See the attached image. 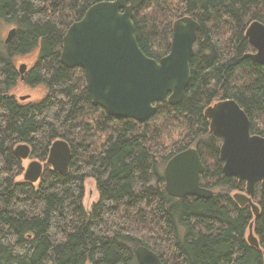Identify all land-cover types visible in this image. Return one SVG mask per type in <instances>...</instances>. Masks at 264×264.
Returning <instances> with one entry per match:
<instances>
[{
	"label": "trees",
	"instance_id": "1",
	"mask_svg": "<svg viewBox=\"0 0 264 264\" xmlns=\"http://www.w3.org/2000/svg\"><path fill=\"white\" fill-rule=\"evenodd\" d=\"M111 1L0 0V23L16 29L0 44V264H139L140 247L163 264H264V193L254 200L257 217L236 203L246 185L224 174L221 139L205 116L234 100L252 135L264 137V66L246 37L251 23L264 24V0H148L135 11L138 45L155 60L170 53L175 21L188 16L201 25L183 102L158 104L144 124L94 107L83 71L61 62L70 26ZM34 54L22 80L17 62ZM22 85L42 89L40 99L20 101ZM163 124L174 126L175 142L161 141ZM58 140L72 149L66 175L46 165ZM21 144L45 165L37 184L20 180ZM190 148L206 165L202 183L215 192L209 200L166 191L168 162ZM89 178L99 193L90 213L83 205ZM251 225L260 248L248 242Z\"/></svg>",
	"mask_w": 264,
	"mask_h": 264
},
{
	"label": "water",
	"instance_id": "2",
	"mask_svg": "<svg viewBox=\"0 0 264 264\" xmlns=\"http://www.w3.org/2000/svg\"><path fill=\"white\" fill-rule=\"evenodd\" d=\"M147 0H115L101 2L87 10L84 17L72 24L63 39L61 62L69 69H81L94 107L117 120L147 123L158 112V104L167 101L180 105L191 80V61L195 56L200 24L191 17L175 22L171 50L159 61L149 58L138 45L135 35L134 12ZM16 33L12 29L5 41L8 44ZM246 37L256 50L253 59L264 66V24L254 21ZM27 65L20 69L22 80ZM23 97L21 100H25ZM210 130L222 140L220 160L227 177L245 183V193H236L234 200L241 206H250L257 217L255 203L258 191L264 193V137L252 135L251 121L234 100L220 101L205 111ZM15 154L21 160L31 158L27 144L18 145ZM72 149L64 140L56 141L46 165L66 175L70 171ZM45 165L32 161L24 181L37 184ZM205 166L196 149L177 154L164 170L169 196L183 199L196 197L209 200L214 191L201 185ZM248 242L260 248L250 227ZM139 264H163L160 256L146 247L136 251Z\"/></svg>",
	"mask_w": 264,
	"mask_h": 264
},
{
	"label": "rangeland",
	"instance_id": "3",
	"mask_svg": "<svg viewBox=\"0 0 264 264\" xmlns=\"http://www.w3.org/2000/svg\"><path fill=\"white\" fill-rule=\"evenodd\" d=\"M150 12V11H149ZM252 24V23H251ZM14 29L11 25H7L4 23H0V44H5V41L8 38L10 31ZM37 58V54H34L27 58H21L17 62V68L20 71L21 66L23 64L27 65V70L34 64L35 59ZM27 72V71H26ZM41 93H43L42 89H29L24 87L23 85L17 91V98L22 102L35 101L40 99ZM25 97V100H21V98ZM174 126H165L164 124L159 126L162 135V140L166 145L177 140V137L172 133L174 131ZM34 158H29L27 160H22V166L24 169V174L32 161H35ZM24 174L20 177V180H24ZM99 203V193L97 190V184L94 179H87L85 181V196L83 200L84 208L87 212H92L93 208Z\"/></svg>",
	"mask_w": 264,
	"mask_h": 264
},
{
	"label": "flooded vegetation",
	"instance_id": "4",
	"mask_svg": "<svg viewBox=\"0 0 264 264\" xmlns=\"http://www.w3.org/2000/svg\"><path fill=\"white\" fill-rule=\"evenodd\" d=\"M147 1H148V0H147ZM147 1H146V2H147ZM146 2H145V3H146ZM145 3H144V4H145ZM144 4H143V5H144ZM143 5H142V6H143ZM142 6H141V7H142ZM141 7H140V8H141ZM137 10H138V9H137ZM134 15H135V12H134ZM186 17H188V16H186ZM183 18H184V17H183ZM181 19H182V18H181ZM192 19H193V18H192ZM178 20H180V19H178ZM178 20H177V21H178ZM175 22H176V21H175ZM175 22H174V24H175ZM197 22H198V21H197ZM174 24H173V27H174ZM200 26H201V25H200ZM200 29H201V28H200ZM199 31H200V30H199ZM198 33H199V32H198ZM197 40H198V39H197ZM196 46H197V43H196ZM196 46H195V51H196ZM253 49H254V48H253ZM254 50H255V49H254ZM255 53H256V50H255ZM255 53H254V54H255ZM157 61H159V60H157ZM116 120H117V119H116ZM209 125H210V121H209ZM221 146H222V140H221ZM221 146H220V149H221ZM190 149H195V148H190ZM187 150H189V149H187ZM196 150H197V149H196ZM185 151H186V150H185ZM183 152H184V151H183ZM198 152H199V151H198ZM199 154H200V153H199ZM175 156H176V155H175ZM175 156H174V157H175ZM200 156H201V155H200ZM219 158H220V155H219ZM201 159H202V157H201ZM202 161H203V160H202ZM220 161H221V160H220ZM168 163H169V162H168ZM203 163H204V161H203ZM222 163H223V162H222ZM204 166H205V170H206V165L204 164ZM223 166H224V163H223ZM204 174H205V172H204ZM204 174H203V175H204ZM203 175H202V177H203ZM202 177H201V185H202L204 188H207V187H206L205 185H203V183H202ZM235 179H236V178H235ZM165 182H166V180H165ZM239 184H240V183H239ZM243 184H245V183H243ZM241 185H242V184H241ZM165 187H166V183H165ZM207 189H210V188H207ZM210 190H211V189H210ZM212 191H213V190H212ZM245 191H246V190H245ZM245 191H244V192H241V191H240V192H237V193H245ZM235 194H236V193H235ZM235 194H234V195H235ZM257 194H258V193H257ZM214 195H215V192H214ZM234 195H233V198H234ZM185 198H187V197H185ZM194 198H196V197H194ZM236 203H237V202H236ZM237 204H238V203H237ZM238 205H239V204H238ZM239 206H240V205H239ZM249 207H250V206H249ZM248 237H249V236H248ZM160 258H161V257H160ZM161 259H162V258H161ZM162 262H163V260H162Z\"/></svg>",
	"mask_w": 264,
	"mask_h": 264
}]
</instances>
